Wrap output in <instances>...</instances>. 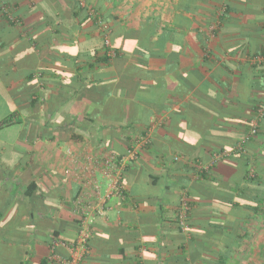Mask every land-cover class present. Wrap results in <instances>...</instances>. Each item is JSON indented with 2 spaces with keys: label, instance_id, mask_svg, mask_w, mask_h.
<instances>
[{
  "label": "crops",
  "instance_id": "obj_1",
  "mask_svg": "<svg viewBox=\"0 0 264 264\" xmlns=\"http://www.w3.org/2000/svg\"><path fill=\"white\" fill-rule=\"evenodd\" d=\"M108 45L118 55L98 63ZM262 72L264 0H0V264H65L69 247L50 249L49 238H75L84 211V264H137L138 245L144 264H175L181 238L169 218L183 186L193 203L186 259L196 248L198 264L221 254L264 264ZM94 79L112 98L88 90ZM100 96L112 108L98 119L122 132L111 143V128H70ZM131 120L148 125L123 130ZM143 129L150 146L119 169L122 194L110 192L102 160L126 155L118 139ZM201 168L205 177L192 174ZM248 169L262 184L245 180ZM246 195L262 199L255 215Z\"/></svg>",
  "mask_w": 264,
  "mask_h": 264
},
{
  "label": "trees",
  "instance_id": "obj_2",
  "mask_svg": "<svg viewBox=\"0 0 264 264\" xmlns=\"http://www.w3.org/2000/svg\"><path fill=\"white\" fill-rule=\"evenodd\" d=\"M166 28V27H165ZM169 29V28H168ZM106 41V39H105ZM107 44V43H106ZM110 45V43H108ZM109 45L107 46V49L110 50V47ZM111 53H107L105 52L102 56L98 57V63H100L99 61L103 63H105L106 65L109 63L111 57H114V56H117L118 55V51L117 49H114V50H110ZM95 65V63L91 62L90 63V66L93 67ZM262 75H263V78H264V72H262ZM79 78L78 79V82L79 83H84L85 82V78L84 77H80L78 76ZM102 80H92V84H93V87L91 88H88L89 91H92L93 93H99L101 94V96L105 97V98H112V95L113 93L108 90V89H105V88H102L100 86ZM103 89V90H101ZM86 91V89H85ZM80 93L82 94L83 92L80 91ZM84 96L86 95L85 93L83 94ZM101 96L98 98V99H93L94 102V105L92 107V109L90 110L89 112V119L86 121V122H75L74 124H72V126H70V128H72L73 130L75 129V127L78 129V128H82V129H86L88 130L89 132H93L91 134H94L93 136H95V134H99V131H101L100 127L103 129V127H108V128H111L112 129V132H111V137H110V143H111V140L112 139H115L114 137L115 136H118L119 133H122V132H115V128L113 126H110L111 124H109V122H102L101 120L98 119L99 116H105V114L112 108V102L109 101V103L107 102H104L103 105H101ZM107 103V104H106ZM96 104H100L101 106H98ZM102 107H103V110H102ZM102 110V111H100ZM264 115V114H263ZM6 123H8V121H5V122H2L0 123V128L1 127H4V125H6ZM137 123H143V124H146L148 125V121H137V120H131L128 125H126L124 129H131V128H136L134 125H136ZM99 124L103 125V126H99ZM121 127V126H120ZM62 128H68L67 125H63ZM114 128V129H113ZM259 128V127H258ZM122 129V128H121ZM258 131V130H257ZM140 136L138 137H134L133 136H130V135H123V137L119 138L118 141H119V144L122 148V150H119L120 151H125L126 149V152L128 149L132 148L133 146H135L138 142H140L142 139L141 137H146L147 135L146 134V131L143 129L141 132H139ZM249 134V132L247 133V135ZM257 134V133H256ZM255 134V135H256ZM100 135V134H99ZM254 135V136H255ZM101 137V136H99ZM51 138V137H50ZM53 138V137H52ZM252 137H249L247 139H243L244 142L246 143L247 141H250ZM100 140H102V138H99ZM141 139V140H140ZM99 140V141H100ZM150 139L148 138V140L145 142V144H142L139 148V153H138V158H140V152L145 149V148H148L150 146ZM244 150V149H243ZM226 151V150H225ZM239 153L242 152V150H238ZM223 153V152H221ZM219 153H213L211 154V157H212V161L214 160V157L216 155H218ZM125 155V154H124ZM122 155V153L120 152L119 154H117L115 157H116V162L117 164H120L122 162V157L124 156ZM129 163H131V161H134V160H128ZM136 161V160H135ZM215 162H213L211 165H213ZM196 168V167H195ZM207 172V169L205 168H202V169H198L196 170L194 173H192L193 175H198L199 177H205V173ZM197 176V177H198ZM153 178V184H157L158 183V178L156 176H151ZM185 177L184 176H181L179 177V180L181 182H185ZM244 178L247 182H250V183H254L256 185H260L262 184V178L260 176L257 175V172L253 169H248L244 172ZM183 180V181H182ZM187 186H183V190H182V193H180L179 195V201L178 203L176 204V207L174 209V212H173V216L171 218H169V221L171 224H174L173 226L177 229V232L179 233V237L181 238V241L179 242V244L177 245L176 247V251L178 253V256L174 258L175 260V264H198V262L196 261L197 259V256L199 255L200 251L199 249H196L195 248V245H194V248L195 250L194 251V254L192 256V260H188L186 259V253L187 251L189 252V249H188V243L187 241L189 240V246L191 244H193L192 240H193V226L191 224V219H190V215H191V212H192V209H193V203L190 199V195L188 194V191H187ZM124 193V192H123ZM121 194H122V188H121ZM258 195H255V196H248L246 195V197L248 198L249 202L251 204L248 205L249 209L253 210V214L255 215L257 212H258V209L260 207V205L262 204V199L260 197H257ZM186 202L187 205L189 206V208L186 210V213L184 215H181L182 213V210H183V203ZM82 220H83V216H80L78 219H77V232H76V237L71 239V240H67V242L63 239H61L58 235V233H54L50 236L49 238V247L50 249H57L59 246H62L64 245L67 246V247H71L72 245H75L76 244V238H77V235L79 234L80 230L82 229ZM90 230H91V236L88 238L86 244H87V247L89 248V252L84 256L83 260H82V264H84L86 258L90 255L91 251H92V244H91V237H92V222L90 223ZM139 247H137V255H136V258L139 262H137V264H144L142 261V252L145 253L147 252V249H143L142 247L140 248V245H138ZM191 247V246H190ZM67 249V248H66ZM178 249V250H177ZM193 249V248H192ZM68 255L65 257V260L69 261L71 259V254H70V251H68ZM159 257H161V255H159ZM172 259L169 258V259H164V258H160V261L162 262H165L163 264H174V263H168L169 261H171ZM225 258H224V255L221 254V260L220 262L216 263V264H225ZM197 262V263H196ZM45 264V262L43 263ZM67 264V263H65ZM160 264V263H159Z\"/></svg>",
  "mask_w": 264,
  "mask_h": 264
},
{
  "label": "built area",
  "instance_id": "obj_3",
  "mask_svg": "<svg viewBox=\"0 0 264 264\" xmlns=\"http://www.w3.org/2000/svg\"><path fill=\"white\" fill-rule=\"evenodd\" d=\"M106 43H109V40L106 38ZM264 114V105L258 108L256 111V117L260 118ZM258 130V124L256 123V119L254 121H251V128L249 130V134L246 135L243 139H247L251 137L252 135H255ZM142 139V140H141ZM141 141L138 142L135 146L127 150V154L122 157V162L120 164H117L116 157L113 152H110L105 160H102V169L104 177L106 178V188L116 194H121V186L119 185V179L121 175L119 174V169L122 168V165L126 160H137L138 159V153L139 148L142 144H145V142L148 140V136L141 137ZM244 141V140H243ZM221 154V153H220ZM228 154L224 152L221 155ZM219 155V154H218ZM219 155V157H221ZM217 156V155H216ZM216 156L214 157V160L216 159ZM180 157H176V159H179ZM104 164V167H103ZM202 169V168H201ZM96 187V190L98 191L97 184H94ZM99 192V191H98ZM97 192V193H98ZM77 202H81V199H77ZM189 208L186 202L183 203V210L181 215H184L186 213V210ZM83 214V220H82V229L80 230L79 234L76 238V244L72 245L70 249L71 259L69 261L65 260V263L67 264H82V260L84 256L89 252V248L87 247V240L91 236V230H90V223L92 222V216L88 215L86 211L82 212ZM98 213H102V210H99Z\"/></svg>",
  "mask_w": 264,
  "mask_h": 264
},
{
  "label": "rangeland",
  "instance_id": "obj_4",
  "mask_svg": "<svg viewBox=\"0 0 264 264\" xmlns=\"http://www.w3.org/2000/svg\"><path fill=\"white\" fill-rule=\"evenodd\" d=\"M264 252V251H263Z\"/></svg>",
  "mask_w": 264,
  "mask_h": 264
}]
</instances>
